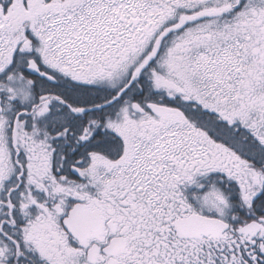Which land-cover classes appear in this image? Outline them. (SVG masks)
<instances>
[{
    "label": "snow or ice",
    "instance_id": "snow-or-ice-1",
    "mask_svg": "<svg viewBox=\"0 0 264 264\" xmlns=\"http://www.w3.org/2000/svg\"><path fill=\"white\" fill-rule=\"evenodd\" d=\"M0 264H264V0H0Z\"/></svg>",
    "mask_w": 264,
    "mask_h": 264
}]
</instances>
